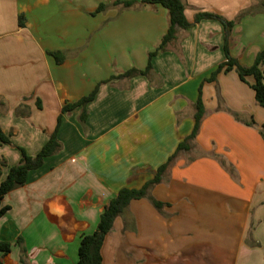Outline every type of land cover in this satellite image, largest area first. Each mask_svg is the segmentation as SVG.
<instances>
[{"label":"crops","instance_id":"0c3cea01","mask_svg":"<svg viewBox=\"0 0 264 264\" xmlns=\"http://www.w3.org/2000/svg\"><path fill=\"white\" fill-rule=\"evenodd\" d=\"M113 1L0 0L2 130L36 156L63 115L62 150L3 200L11 207L0 219V240L11 243L5 261L77 264L82 237L97 229L109 201L153 179L192 134L202 89L196 138L150 190L166 206L133 200L106 238L103 264H264V107L252 76L244 82L233 70L207 81L226 60L224 25L205 19L178 29L149 76L113 79L145 69L169 28L168 10L142 0L92 14ZM185 1L190 22L200 11L235 20L261 4ZM263 50L264 12L248 14L233 28L231 55L250 67ZM58 51L62 62L50 55ZM99 84L85 126L81 107L63 114ZM21 158L0 143L2 179Z\"/></svg>","mask_w":264,"mask_h":264},{"label":"trees","instance_id":"16d2710c","mask_svg":"<svg viewBox=\"0 0 264 264\" xmlns=\"http://www.w3.org/2000/svg\"><path fill=\"white\" fill-rule=\"evenodd\" d=\"M142 5L144 6H156L161 5L168 10V20L169 28L166 35L161 39L158 46L148 53V63L145 69L132 68L124 73L116 75L113 79L120 78H133L135 76H149L153 71V59L160 52L165 51L167 46L174 41L178 29L187 30L188 28L194 26L195 24L201 22L205 19H216L219 20L225 28V56L226 60L221 63L212 73L210 78L207 79L209 82L217 81L218 76L222 73H228L235 70L240 79L247 82V78L252 76L254 78V83L252 85L258 104L264 107V50L260 51L255 58L254 64L250 67L242 65L238 59L234 58L230 52V41L232 36L233 28L236 23L239 22L243 17L248 14H256L259 12H264V0L255 7L245 9L239 13L235 20H228L225 17L210 12L200 11L196 14L194 22H190L186 17L187 3L185 0H142ZM136 4L134 0H114L112 3H101L97 10L92 13L93 15L101 13L108 9L110 6L122 5L125 8L133 7ZM20 26H25V16L20 15L19 18ZM50 55L54 56L58 62H62L65 56L62 52H51ZM105 83V82H103ZM100 84L96 89L89 95L83 97L82 99L75 102H68L63 107V114L71 112L74 109L81 107L82 113L80 116V121L84 126L86 125V120L88 117L87 105L92 100H94ZM206 110L202 97V89H200V95L196 104V114H195V127L190 136H188L179 146L178 151L170 158V160L162 165L155 177L148 182H146L141 188H122L105 206L97 229L91 233L84 235L81 239L79 246V259L77 264H103V254L102 249L106 238L110 231L113 229L114 223L119 216H122L129 208L133 200L148 198L152 204L160 211H163L166 206L165 203L158 201L150 193L152 187L162 181L164 173L167 171L169 164L175 158L179 151L188 150L190 148L191 141H193L205 116ZM63 120V115L58 118V124L55 131L50 136V139L43 146L41 151L36 156H31L27 151L20 146H17L12 141V135L6 134L0 126V143L9 144L13 147L20 149L22 153V158L20 162L10 169L9 174L5 179H2V170L6 166V160L3 159L0 162V219L11 209L8 205H3V200L5 196L11 191L23 187L28 181L29 173L32 170L40 168L47 157L58 154L62 148L63 144L58 137V132L61 127ZM262 135L264 137V125L262 128ZM11 252V243L7 241L0 240V264H11L5 261V257Z\"/></svg>","mask_w":264,"mask_h":264},{"label":"rangeland","instance_id":"374dc122","mask_svg":"<svg viewBox=\"0 0 264 264\" xmlns=\"http://www.w3.org/2000/svg\"><path fill=\"white\" fill-rule=\"evenodd\" d=\"M263 70H264V65H263Z\"/></svg>","mask_w":264,"mask_h":264}]
</instances>
